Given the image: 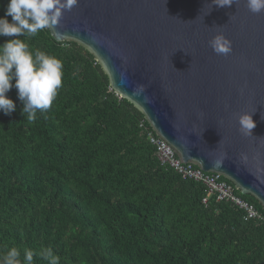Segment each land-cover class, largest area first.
Returning a JSON list of instances; mask_svg holds the SVG:
<instances>
[{"label": "trees", "instance_id": "1", "mask_svg": "<svg viewBox=\"0 0 264 264\" xmlns=\"http://www.w3.org/2000/svg\"><path fill=\"white\" fill-rule=\"evenodd\" d=\"M25 42L60 58L64 74L35 121L14 87L16 110L0 112V255L15 246L23 261L25 249L50 247L59 264H264V209L252 196L237 192L258 221L212 197L202 204L201 184L158 165L149 124L92 54L48 30Z\"/></svg>", "mask_w": 264, "mask_h": 264}, {"label": "water", "instance_id": "2", "mask_svg": "<svg viewBox=\"0 0 264 264\" xmlns=\"http://www.w3.org/2000/svg\"><path fill=\"white\" fill-rule=\"evenodd\" d=\"M78 0L47 29L92 54L180 161L221 175L264 209V11L247 0ZM223 34L228 55L210 40ZM249 114L251 133L239 117ZM219 162L218 164L215 162Z\"/></svg>", "mask_w": 264, "mask_h": 264}, {"label": "clouds", "instance_id": "3", "mask_svg": "<svg viewBox=\"0 0 264 264\" xmlns=\"http://www.w3.org/2000/svg\"><path fill=\"white\" fill-rule=\"evenodd\" d=\"M77 3L78 0H9L5 15L0 17V37L10 38L0 44V112L10 115L16 110L14 101L7 95L13 87L23 104L21 114L29 122L35 121L38 111L43 113L52 107L62 87L63 62L42 50H32L25 41L57 26L63 12L70 11ZM233 3L236 0H212L218 7H230ZM246 6L251 12L260 13L264 11V0H247ZM209 43L219 55L232 51L231 41L222 33ZM239 123L244 135L255 127L247 113L239 117ZM34 255L48 264H59V256L50 247L42 248L39 253L25 249L22 261L15 246L0 255V264H33Z\"/></svg>", "mask_w": 264, "mask_h": 264}, {"label": "built area", "instance_id": "4", "mask_svg": "<svg viewBox=\"0 0 264 264\" xmlns=\"http://www.w3.org/2000/svg\"><path fill=\"white\" fill-rule=\"evenodd\" d=\"M139 126H142L140 124ZM147 139L154 148V156L158 165L164 169L173 171L182 180H190L201 184L206 196L202 198V204H206L209 198L215 202H225L236 208L242 213L243 221L260 220L261 215L255 207L241 198L233 185L221 175L211 172H204L194 164L184 163L153 130L147 133Z\"/></svg>", "mask_w": 264, "mask_h": 264}]
</instances>
